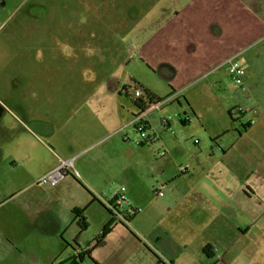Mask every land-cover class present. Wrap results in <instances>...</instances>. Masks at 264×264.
<instances>
[{
    "label": "crops",
    "instance_id": "0c3cea01",
    "mask_svg": "<svg viewBox=\"0 0 264 264\" xmlns=\"http://www.w3.org/2000/svg\"><path fill=\"white\" fill-rule=\"evenodd\" d=\"M162 6L149 19L144 30L147 38L139 52H143L152 72L170 86L171 93L164 98L152 90L150 100L161 106L150 111L146 121L175 99L183 108L179 98L190 82L225 69L236 60L242 49L236 52L235 43L249 36L252 16L264 24V0H170ZM31 15L39 22L58 18L39 9ZM236 16L242 18V25L236 23ZM69 18L71 35L67 34L65 44L71 57L76 53L74 19L61 16L63 21ZM236 26L241 30L238 35L233 30ZM46 33L52 38L51 52H56V57L58 38L53 36L57 33L52 29ZM80 49L77 51L84 54L90 51ZM51 64L54 70L69 65L60 60ZM88 79L83 83L90 85ZM36 81V85L48 81L57 86L59 79ZM103 81L114 84L115 90L127 82L112 78ZM106 97L94 94L82 103L72 94H19L17 125L2 121L6 123L0 133V197L7 205L0 208V243L10 246L8 259L25 258L26 248L35 254L33 249L40 243L52 245L47 252L53 253L59 242L66 241L73 242L74 247L62 264L77 259L79 264H85L86 259L94 264H264V141L249 139L263 128H254L255 116L247 126L240 121L257 111L234 110L236 103L226 105L223 101L221 106L230 120H218L209 128L201 119V131L209 140L196 141L197 148L191 154L180 141L163 142L166 158L157 164L161 176L153 178L149 191L159 195L162 192L155 191L157 186L164 191L162 198L152 199L147 186H140L138 163L131 159L124 162L121 142L111 140L115 132L127 128L130 121V126L134 125V121L122 120L119 96L114 119L121 122L114 125L112 119L107 124ZM185 101L194 116H199L193 101ZM144 102H136L140 112ZM182 111L186 119L182 118L181 125H188L192 118L188 111ZM68 159H74V170L58 186L36 185L45 173ZM150 169L154 170V164ZM120 186L126 187L131 205L142 209L128 216V225L104 204ZM97 203L103 208H96ZM76 210H84L88 223L85 231L79 228ZM110 225L108 234L98 237Z\"/></svg>",
    "mask_w": 264,
    "mask_h": 264
},
{
    "label": "rangeland",
    "instance_id": "374dc122",
    "mask_svg": "<svg viewBox=\"0 0 264 264\" xmlns=\"http://www.w3.org/2000/svg\"><path fill=\"white\" fill-rule=\"evenodd\" d=\"M169 1L0 0V133L6 122L17 125L19 112L16 105L19 94L35 91L72 94L77 99H82V103L90 95L105 94L108 101L105 113L107 124L113 119L114 125L115 121L121 122L119 118L114 119V108L119 102V96L123 105L122 120L134 121L135 116L140 114L136 106L137 100L133 99L135 88L141 87L149 94L155 89L161 92L164 98L170 95V86L152 72L143 52L141 54L139 52L141 44L147 38L148 33L144 30L149 19L163 7V3ZM36 8L40 13L57 14L58 18L51 19L52 22L49 18L45 22L35 21L31 14L37 11ZM245 14L246 12L242 13ZM61 16L74 19L71 22L75 28L76 53L72 55L71 65L72 56L67 55L70 50H67L65 44L67 34L71 35V19L69 18L68 22L63 21ZM251 18L249 36L241 37L244 43H240L242 41L238 42L240 44L235 43L236 52L242 49L235 62L245 70L242 78L245 91L233 80V64H229L225 69L216 70L205 78H196L190 82L179 98L183 108L179 107L175 99L162 109L156 110L149 116L148 121L144 120L141 124L144 129L139 131L136 125L130 126L132 123L130 121L127 128L124 126L111 137V140L121 142V156L124 162L131 159L138 163L137 178L141 182V187L147 186L146 190L150 198H162L152 189L149 191V188L153 178L155 180L161 176L157 164H163L166 158L163 142L180 141L188 154H191L197 148L196 141L209 140L207 134L201 131V119L206 120L209 128L218 120L225 123L230 120L228 113H224L221 106L223 101L226 105L236 103L238 106L233 108L234 110L245 109L251 113L256 110V115L254 113L246 115L240 121L247 126L249 119L257 117L254 128L259 126L263 130L253 129L256 133H253L249 139L264 141V24L257 23L258 19H254L253 16ZM235 19L236 23L242 25L241 17L236 16ZM49 29L57 33L53 36L58 38L56 57L54 56L56 52L54 54L51 52L52 38L46 33ZM233 30L235 35L241 32L237 26ZM82 47L89 48V53L77 51ZM99 49H101L100 54L97 53ZM57 60L68 62V68L52 69L55 66L51 62ZM83 61L84 65H82ZM220 76H223L222 80H219ZM45 78H57L59 82L57 86H51L48 81L36 85L39 82L36 79ZM88 78L91 79L90 85L83 83V79ZM108 78L127 82L120 90H115L114 84L103 81ZM147 95L145 94V99H148ZM185 98L193 101V109L199 116H194L192 110L186 107ZM182 109L188 111V115L192 118L188 125H181L182 118L186 119ZM261 114L262 118L259 117ZM234 115L239 116L238 113ZM3 120L6 122L2 123ZM185 127L188 129H184ZM234 135L239 138L238 132H234ZM109 145L110 141L107 142L106 148H109ZM0 152L1 156L2 151ZM151 164H154V170L150 169ZM122 187L126 188L120 186V189ZM155 188V191L162 193L164 191L158 186ZM6 205L5 198L0 197V208H6ZM96 205V208H103L99 203ZM71 246L74 247L73 242L69 244L62 241L57 244L56 250L50 253L47 249L52 245L40 243L35 245V249L32 248L35 254H30L26 248L23 250L26 254L25 258L17 260L8 259L10 246L0 243V264H62L71 253ZM85 264L94 263L86 259Z\"/></svg>",
    "mask_w": 264,
    "mask_h": 264
},
{
    "label": "built area",
    "instance_id": "2783aa9c",
    "mask_svg": "<svg viewBox=\"0 0 264 264\" xmlns=\"http://www.w3.org/2000/svg\"><path fill=\"white\" fill-rule=\"evenodd\" d=\"M230 64H233L232 66V78L235 81L237 85L242 86L244 88L243 80L242 78L245 75V70L239 66L235 60H231L229 62ZM128 90V88H126ZM145 89L141 87H137L134 90L133 99H136L137 102H139L142 99H145V94H148L146 97L148 99H145L144 102V111L140 112L139 115L135 116L134 118V125L140 130H142L141 124L144 123L145 117L147 114L154 110L158 109L161 106V103L154 104V101L150 100V94L147 93ZM140 123V125H139ZM250 123H254L253 121H250ZM144 129V128H143ZM74 170V159H68V160H61L59 164L45 173L39 180L37 181V185H44V186H50V187H56L58 186L62 180ZM161 196L162 193H159ZM105 206L109 209L110 213L113 216H117L121 223L128 225V216L135 212H141V208H134L129 198L126 195V188L122 187L119 189L110 200L104 201ZM103 235V232H101L98 237Z\"/></svg>",
    "mask_w": 264,
    "mask_h": 264
},
{
    "label": "trees",
    "instance_id": "16d2710c",
    "mask_svg": "<svg viewBox=\"0 0 264 264\" xmlns=\"http://www.w3.org/2000/svg\"><path fill=\"white\" fill-rule=\"evenodd\" d=\"M100 203H101V202H100ZM104 207H105V206H104ZM83 213H84V210H81V211H77V210H76V211H75L76 219L78 220V225H79V228H80L81 231H85V230H87V228H88L87 219H86V217L83 215ZM110 228H111V225L108 226V227H106V228H104V230H103V235H102V236L105 237V236L108 234ZM98 242H99V240H98L95 244H93V246L91 247V249H89V252H90V251L96 246V244H97ZM205 251H206V253L209 254V250H208V248H206ZM72 264H76V263L73 262Z\"/></svg>",
    "mask_w": 264,
    "mask_h": 264
},
{
    "label": "flooded vegetation",
    "instance_id": "af4514ba",
    "mask_svg": "<svg viewBox=\"0 0 264 264\" xmlns=\"http://www.w3.org/2000/svg\"><path fill=\"white\" fill-rule=\"evenodd\" d=\"M74 262H75L76 264H79V263H80V260L77 259V260H74Z\"/></svg>",
    "mask_w": 264,
    "mask_h": 264
}]
</instances>
